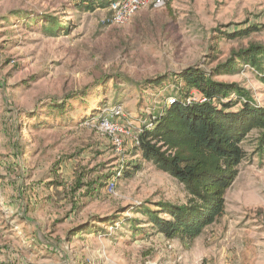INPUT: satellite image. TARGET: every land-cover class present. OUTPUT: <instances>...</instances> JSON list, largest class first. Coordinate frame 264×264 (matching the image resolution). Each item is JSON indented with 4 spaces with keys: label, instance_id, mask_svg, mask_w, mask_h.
I'll use <instances>...</instances> for the list:
<instances>
[{
    "label": "rangeland",
    "instance_id": "1",
    "mask_svg": "<svg viewBox=\"0 0 264 264\" xmlns=\"http://www.w3.org/2000/svg\"><path fill=\"white\" fill-rule=\"evenodd\" d=\"M76 1L0 0V264H264L255 132L224 215L191 244L144 224L141 206L184 203L186 194L134 147L150 115L177 95L171 75L210 71L231 51L264 44V0H165L121 26L108 8L83 12ZM45 17L59 23L57 35L43 31ZM252 25L246 37L226 36ZM162 75L160 86H144ZM214 79L239 84L264 108V72L244 65ZM87 224L105 232H75Z\"/></svg>",
    "mask_w": 264,
    "mask_h": 264
},
{
    "label": "trees",
    "instance_id": "2",
    "mask_svg": "<svg viewBox=\"0 0 264 264\" xmlns=\"http://www.w3.org/2000/svg\"><path fill=\"white\" fill-rule=\"evenodd\" d=\"M113 1L117 0H77L75 7L91 13L107 9ZM44 19L48 24L43 31L50 36L62 30L55 19ZM256 31L258 27L252 25L226 36L234 39ZM244 65L264 72V44L249 43L231 51L224 62L210 71L189 67L171 75L179 87L177 95L150 115V128L141 127L134 147L143 159L181 184L186 194L184 203L159 200L139 208L138 213L145 217L144 224L154 234L193 243L224 215L225 193L239 174V166L246 158L243 144L253 132L254 153L263 158L264 108L239 84L214 79L218 75L237 74ZM167 77L147 80L144 86H160ZM95 182L98 180L86 186L92 187ZM102 226L105 225H79L75 232L90 236L105 232ZM144 231L135 229L132 236H140Z\"/></svg>",
    "mask_w": 264,
    "mask_h": 264
},
{
    "label": "built area",
    "instance_id": "3",
    "mask_svg": "<svg viewBox=\"0 0 264 264\" xmlns=\"http://www.w3.org/2000/svg\"><path fill=\"white\" fill-rule=\"evenodd\" d=\"M165 4V0H117L110 3L108 10L110 12L109 22L114 25H125L127 24L133 16L140 10L146 8H160ZM171 102V100H170ZM169 102V103H170ZM121 111L119 109L115 110L114 113H111V116H119ZM148 128L151 127V124L147 125ZM101 128L105 132L112 133L114 135L115 129L110 126L108 120H104L101 124ZM122 133H126L123 131ZM137 141V137L135 142ZM113 144L116 147L121 146V140L118 137H113ZM113 183L109 184V191H113Z\"/></svg>",
    "mask_w": 264,
    "mask_h": 264
}]
</instances>
